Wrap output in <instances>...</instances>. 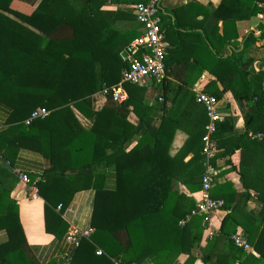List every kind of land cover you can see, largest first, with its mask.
<instances>
[{
  "label": "trees",
  "instance_id": "trees-1",
  "mask_svg": "<svg viewBox=\"0 0 264 264\" xmlns=\"http://www.w3.org/2000/svg\"><path fill=\"white\" fill-rule=\"evenodd\" d=\"M21 1L24 3L0 0V103L11 110L0 131V264H36L28 253L19 206L11 196L10 186L17 178L12 166L14 155L3 152L5 145L32 149L50 159L52 166L37 184L46 202V230L55 236L62 237L68 231L56 208H66L79 190H96L94 232L81 240L70 264H114V259L123 264H143L147 259L154 264H177L181 256H188L183 264H196L199 253L205 252L201 246L205 215L180 224L196 207L195 200L181 191V186L191 193L202 188L206 170L203 137L208 122L203 129L188 132L185 145L172 153L181 120L174 113L177 100L169 97L174 89L167 79L153 82L162 97L157 107L144 106L146 87L126 84L129 100L125 104L117 106L108 97L103 109L94 111L92 96L105 87L118 85L122 73L130 70V60L124 59L122 52L130 55L127 49L137 36L128 38L110 29L102 4L96 0H43L37 8L34 4L28 8ZM234 1L239 7H249V15L264 14L261 2ZM225 9H231L228 0H223L214 12L216 21L236 19L233 13L223 16ZM7 14L43 32L45 37ZM217 24L215 32H203L201 41L208 58L195 57V67L207 71L222 85L223 90L216 83L211 95L220 99L230 92L249 106L247 132L236 139L244 143L251 139L249 133L264 132V73L253 75L243 54L223 57L211 39L212 33H217ZM60 29L71 33L56 35ZM260 38H264V28ZM225 41V37L221 39ZM175 92L179 97L186 91L178 87ZM192 100L200 106L195 95ZM120 107H132L141 123L150 124L149 128L129 125L132 133L117 130L113 118ZM41 108L47 109L49 116L31 120ZM73 109L92 120L91 130L82 127ZM141 112L156 113L160 124L156 127ZM116 118L121 124V118ZM234 134L233 119L227 117L214 137L219 149L234 141ZM108 149L112 150L109 155ZM191 153L193 157L186 161ZM113 166L116 184L109 188L105 172ZM231 216L222 223V232ZM251 221L241 225L259 258L235 246L231 234L224 245L226 259L220 255L213 259V249L220 242L217 234L209 238L206 251L210 253L203 257V263L237 264L246 259L251 264H264V217ZM121 231L127 233L128 245L117 240L115 234ZM99 249L104 254L98 255Z\"/></svg>",
  "mask_w": 264,
  "mask_h": 264
},
{
  "label": "crops",
  "instance_id": "crops-1",
  "mask_svg": "<svg viewBox=\"0 0 264 264\" xmlns=\"http://www.w3.org/2000/svg\"><path fill=\"white\" fill-rule=\"evenodd\" d=\"M42 1L24 0V3L21 1V4L26 3L28 8L34 4V8H37ZM147 1L96 0L95 3L102 4L101 11L109 23L110 29L118 34H127L128 38L136 35L134 42L143 34V28L136 20L133 6ZM228 1L231 9L222 10V15L227 16L233 13L236 19L226 23L223 20L216 21L214 15L223 0H163L162 2L159 17L165 38L170 44L166 56V79L174 89V93L170 92L169 94L170 99L174 97V100H177L174 113L181 120V127L178 129L173 142V154L185 145L189 138L188 132L195 131L196 128L203 129L207 125H205V122H208L205 108L195 104L192 100L195 90L199 89L211 94L210 90L214 88L216 83L223 90L220 82L218 83L212 75L207 71L201 72L195 67L197 65L195 57L208 58V52L201 41L204 31L215 32L218 22L217 33H212L211 39L217 49L222 52L223 57L243 54L242 59L248 63V70L253 75L264 73V38H260L262 28H264V14L263 17H260V14L249 15V7H239L234 0ZM259 2L264 7V0H255L256 4ZM7 15L27 26L39 37H45L43 32L30 27L12 15ZM70 33L69 29H60L56 35L65 36ZM224 37L227 41L222 43L221 39ZM129 49L130 47L127 50L129 51ZM212 49L215 50L213 47ZM129 57L130 55H127V59L130 60ZM125 72L127 71L122 73V78ZM141 87H146V94L143 99L144 106L157 107L162 102L160 89L153 84L152 80H147ZM178 87L185 88L187 93L182 92L181 96L176 97L175 89L177 90ZM219 100L221 112L225 118L231 117L233 119L235 129L234 141L226 142L225 147L220 149L213 161L217 175L211 196L214 199L223 200L225 207L210 215H205L203 219L204 228L205 222L208 221L209 223L208 227L205 228L204 241L201 245L205 252L199 253L196 264H204L203 257L210 253L209 250L206 251V246L210 242L208 237L210 229H215L218 232L216 238H220V242L217 241L216 249H213V259H217V255L225 258L227 255L224 245L228 237L238 232L244 233L241 224L252 223V219L259 221L260 218L264 217V140H253L250 137L251 133H249L250 140L244 143L238 142L236 139L247 132L246 118L250 108L242 101L236 100L230 92L223 95ZM106 103L107 97L103 92L92 96V109L94 111L102 110ZM170 106L171 104L168 103L169 108ZM73 111L82 127L85 130H91L93 127L92 120L77 109H73ZM10 113V108L0 103V131L3 130ZM141 114L147 121H154L156 127L160 124V119L157 118L156 113L145 114L141 112ZM116 117L121 118V124ZM113 122L117 124V130L121 129L125 133H132L129 125L132 127L140 126L143 130L150 126L146 121L141 123V118L133 111L132 107L117 109L114 112ZM3 152L14 155L12 164L14 174L18 171L23 172L36 183L43 179L44 173L52 166L50 159L32 149H16L14 146L5 145ZM111 153L112 150L108 149L107 154ZM224 153L227 154L224 155ZM192 157L193 153L187 157L186 161ZM10 172L12 171L10 170ZM105 177L106 185L109 188L115 187L116 169L114 166L106 169ZM16 178V181L10 186L12 187L11 196L19 206L20 220L26 235L28 253L31 259L36 264H49L52 261L59 264H70L76 249L66 241V236L76 232L89 238L93 234L92 219L97 196L96 190H79L74 193L72 201L66 208H56V212L68 225V231L62 237H58L46 230L45 200L41 198L38 201H31L28 198L27 186L19 180L17 174ZM181 191L192 197L196 203L201 192L200 190L191 193L183 186H181ZM233 208L236 210L232 214ZM230 215L232 216L225 226V232H222L221 225ZM115 236L122 245H128L129 237L125 231L118 232ZM99 250L103 252L102 249ZM254 256L259 258L260 255L257 253ZM187 258L188 256H181L177 264H183ZM251 263L250 260L248 262L246 259L245 261H237V264ZM143 264L154 263L151 259H147Z\"/></svg>",
  "mask_w": 264,
  "mask_h": 264
},
{
  "label": "built area",
  "instance_id": "built-area-1",
  "mask_svg": "<svg viewBox=\"0 0 264 264\" xmlns=\"http://www.w3.org/2000/svg\"><path fill=\"white\" fill-rule=\"evenodd\" d=\"M163 0H148L147 2L139 3L133 6V12L137 22L143 28V34L136 39L130 46V70L123 74L121 82L112 87H105L104 95L111 98L116 105H123L129 100V93L125 88L126 84L142 86L147 80H152L156 83H161L166 79V56L170 48L161 25L159 13ZM263 17V14L259 15ZM195 100L198 104L205 108L208 123L206 126V134L203 137L204 148L203 153L206 157V170L202 177V188L200 197L197 200L196 207L192 212L181 221V225H185L194 217L210 215L225 207L223 200L214 199L211 196V190L217 175V169L213 161L219 154V147L215 140V135L218 127L225 121V116L220 109V100L211 94L202 90H195ZM50 112L47 109L36 110L31 117L34 119H43L49 116ZM250 137L253 140L263 141L264 132L251 133ZM9 165V162L6 163ZM19 180L28 188V198L31 201L41 199L40 189L36 182H33L29 176L23 172H16ZM61 206H59V209ZM215 229H210L208 237L213 238L217 235ZM80 233H70L66 236V241L73 245L75 249L79 248L81 239L88 236ZM87 235V234H86ZM235 246L244 249L247 252L257 255L255 250L249 243L248 236L243 232H238L232 236ZM98 255L104 254L101 250L97 251ZM114 264H123L121 260L114 259Z\"/></svg>",
  "mask_w": 264,
  "mask_h": 264
},
{
  "label": "water",
  "instance_id": "water-1",
  "mask_svg": "<svg viewBox=\"0 0 264 264\" xmlns=\"http://www.w3.org/2000/svg\"><path fill=\"white\" fill-rule=\"evenodd\" d=\"M122 56H123L125 59H127V53H123ZM208 225H209L208 221L205 222V228H207Z\"/></svg>",
  "mask_w": 264,
  "mask_h": 264
}]
</instances>
